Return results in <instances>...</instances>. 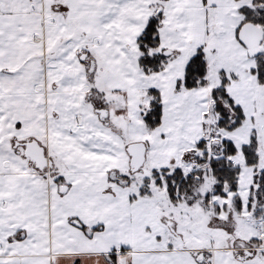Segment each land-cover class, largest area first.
I'll return each instance as SVG.
<instances>
[{
    "label": "snow or ice",
    "instance_id": "6c2138e0",
    "mask_svg": "<svg viewBox=\"0 0 264 264\" xmlns=\"http://www.w3.org/2000/svg\"><path fill=\"white\" fill-rule=\"evenodd\" d=\"M0 264H264V0H0Z\"/></svg>",
    "mask_w": 264,
    "mask_h": 264
}]
</instances>
